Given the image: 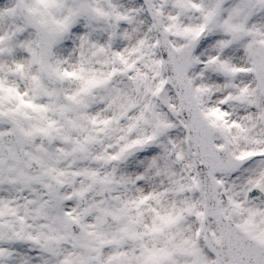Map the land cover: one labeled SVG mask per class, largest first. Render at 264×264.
I'll use <instances>...</instances> for the list:
<instances>
[{
	"label": "snow or ice",
	"instance_id": "1",
	"mask_svg": "<svg viewBox=\"0 0 264 264\" xmlns=\"http://www.w3.org/2000/svg\"><path fill=\"white\" fill-rule=\"evenodd\" d=\"M0 264H264V0H0Z\"/></svg>",
	"mask_w": 264,
	"mask_h": 264
}]
</instances>
